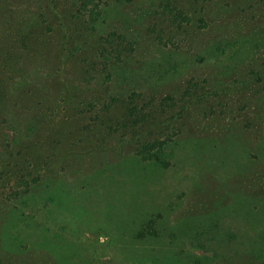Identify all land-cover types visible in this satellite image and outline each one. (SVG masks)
<instances>
[{"label": "rangeland", "instance_id": "374dc122", "mask_svg": "<svg viewBox=\"0 0 264 264\" xmlns=\"http://www.w3.org/2000/svg\"><path fill=\"white\" fill-rule=\"evenodd\" d=\"M83 1L0 0V264H259L264 0H199L179 22L102 0L103 37ZM146 131L175 140L167 168L134 153ZM119 202L178 245L136 239L104 213Z\"/></svg>", "mask_w": 264, "mask_h": 264}, {"label": "trees", "instance_id": "16d2710c", "mask_svg": "<svg viewBox=\"0 0 264 264\" xmlns=\"http://www.w3.org/2000/svg\"><path fill=\"white\" fill-rule=\"evenodd\" d=\"M116 1V0H115ZM124 0H117L118 3H122ZM134 2V5L143 9V8H147L150 9L151 8V4L149 5V2L153 1V6H156L158 9H161L163 11V13H168L169 15H171V17H175L174 20L172 21H176L179 22V20H193V17H196L199 13L203 14L204 13V5H202L201 2H199V0H130ZM129 1V2H130ZM85 2V0L83 1ZM125 2V1H124ZM123 2V4H125ZM100 3L103 5L100 9H95L92 10V16L91 18L88 20V26L92 27L90 34L94 35L96 34V36H101L103 37L106 33V29L107 27L111 26L108 25L109 20H111V22L115 19L116 16H112L113 15V8L111 5L110 1L107 2H103L102 0L100 1ZM99 4V3H98ZM97 4V5H98ZM117 3H114V6ZM122 4V5H123ZM157 4V5H155ZM82 6H84V8L87 6V1L86 3H82ZM198 7L197 11L195 10L196 7ZM263 9V13H264V8ZM146 10V9H144ZM261 8H260V17H261ZM24 9H22L18 16L16 18H13V22L15 20H21L24 19ZM107 25V26H106ZM104 26V27H103ZM106 26V27H105ZM260 42H264V22L263 24L260 26ZM124 30H122L123 32ZM89 39V36H88ZM136 48L135 51L136 53H139L140 51H142V44L140 43V41L136 40ZM89 45V44H87ZM262 64H264V60L261 61ZM262 65H260V69H262L261 67ZM115 68V66L113 67ZM190 88L191 85H190ZM170 100V99H169ZM149 105L152 104L148 103ZM162 107V105H161ZM152 106L149 107L148 105L146 106H142L140 109L139 107H133L130 112H131V116L133 114V120L134 118L136 119V125L140 124L141 128L144 130V126L149 122L150 118L153 116L152 115ZM151 113V114H150ZM154 113V112H153ZM151 115V116H150ZM147 120V121H146ZM167 131L162 132V137L156 141H150L151 139H149V133L148 131L145 132V140H143L142 138H144V134L142 133L141 135H138L139 140L141 139L142 141L139 142V145L141 146L140 149L137 147L136 149H134V153L137 156H141L143 159L145 160H153L157 163H159L161 166L167 168L168 166V152H169V148L172 144L175 143V140H173V138L170 136L169 133H166ZM164 134V135H163ZM149 139V140H148ZM120 171V170H119ZM122 173V171H120V174ZM70 190H74L75 186L74 185H70ZM122 184L120 187V190L122 192ZM104 213L107 214L108 217L110 216H115L116 221L118 222V224L121 227H126V229L128 230V232L131 235H134V237L136 239H142V242L147 243L148 241H150L152 238L155 239H161V240H169V241H177L176 244L178 245V239H180L178 237V235L176 234H171L168 233L166 231V228H161V226L159 225V221L158 218H151L150 220L147 221V219L139 217L137 218L135 215L132 214H127L124 212L123 207H122V203H116V204H109L106 205L104 207ZM161 228V229H160ZM6 237V236H5ZM11 237V236H10ZM259 264H264V258L262 257L260 259V263Z\"/></svg>", "mask_w": 264, "mask_h": 264}]
</instances>
